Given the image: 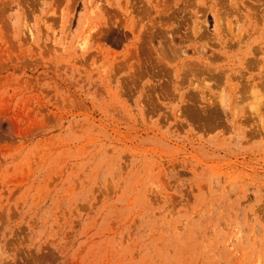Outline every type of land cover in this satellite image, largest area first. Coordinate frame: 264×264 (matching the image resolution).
I'll list each match as a JSON object with an SVG mask.
<instances>
[{"label": "rangeland", "instance_id": "rangeland-1", "mask_svg": "<svg viewBox=\"0 0 264 264\" xmlns=\"http://www.w3.org/2000/svg\"><path fill=\"white\" fill-rule=\"evenodd\" d=\"M0 264H264V0H0Z\"/></svg>", "mask_w": 264, "mask_h": 264}, {"label": "bare ground", "instance_id": "bare-ground-1", "mask_svg": "<svg viewBox=\"0 0 264 264\" xmlns=\"http://www.w3.org/2000/svg\"><path fill=\"white\" fill-rule=\"evenodd\" d=\"M101 1H102V0H101ZM97 4H98V3H97V1H96L95 3L92 4V6L94 5V6L96 7V9H98L100 6L98 7ZM90 5H91V4H90ZM92 6H90V7H92ZM94 6H93V7H94ZM95 7H94V8H95ZM97 7H98V8H97ZM92 9H93V8H92ZM220 20H221V19H220ZM93 22H94V21H93ZM219 23H220V22H219ZM93 24H94V23H93ZM92 27H93V26H92ZM88 29H89V28H88ZM86 35H87V34H86ZM86 35H85V36H86ZM83 38H85V37H84V34H83V37H81V40H82ZM77 39H78V38H77ZM77 39L75 38V40H76V43H75L76 46L78 45L79 48H83V47H84V41H81V40H80V37H79V40H77ZM83 40H84V39H83ZM74 42H75V41H74ZM161 49H162V48H161ZM162 52H163V51H162ZM1 119H2V118H1ZM1 246H2V244H1ZM1 249H2V248H1ZM6 250H7V249H6ZM4 251H5V249H4ZM2 252H3V251H2ZM3 253H4V252H3ZM51 253H52V252H51ZM2 259H3V258H2ZM45 261H46V260H45Z\"/></svg>", "mask_w": 264, "mask_h": 264}]
</instances>
